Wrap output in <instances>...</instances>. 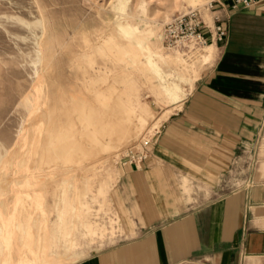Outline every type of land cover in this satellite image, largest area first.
Masks as SVG:
<instances>
[{
	"label": "crops",
	"instance_id": "obj_1",
	"mask_svg": "<svg viewBox=\"0 0 264 264\" xmlns=\"http://www.w3.org/2000/svg\"><path fill=\"white\" fill-rule=\"evenodd\" d=\"M222 26L211 64L174 102L148 157L116 165L108 191L116 240L82 254L80 238L113 225L57 200L48 209L41 197L18 234L0 232V264H264V2L229 11Z\"/></svg>",
	"mask_w": 264,
	"mask_h": 264
},
{
	"label": "rangeland",
	"instance_id": "obj_2",
	"mask_svg": "<svg viewBox=\"0 0 264 264\" xmlns=\"http://www.w3.org/2000/svg\"><path fill=\"white\" fill-rule=\"evenodd\" d=\"M117 1L0 0V213L8 218L17 204L14 220L22 222L23 212L30 210L32 205L26 193L33 195L37 191L48 209L53 208L56 200L60 204L73 203L77 213L87 211L89 220L108 229L113 225L110 232L80 238L77 251L82 254L84 250H98L116 240L119 226L112 220L116 218L108 200L109 175L111 172L115 175L117 162L128 147L147 140L151 143L154 133L150 135L146 129L157 116L164 121L172 112L174 102L178 101L160 95L152 86L154 65L140 62L141 51L133 56L135 47L129 36L120 33L117 27L121 17L114 8ZM138 1L128 0V20L140 28L143 27L140 20L145 17L150 22H159L160 34L165 23L187 10L197 11L203 21L212 19L213 15L212 10H206L207 4L196 8L184 4L182 7L180 0H143L146 5L143 12L137 7ZM41 21L44 26L43 53L39 57ZM102 42L104 51L99 52L97 46ZM153 46L156 42L151 43ZM160 46L164 52L174 53L175 49H167L161 38ZM180 51L190 54V49ZM210 64L203 65L199 75ZM102 65L111 67L113 72L92 79L93 69ZM186 74L190 76L192 72ZM130 84L137 87L139 104L151 107L154 112L142 130L127 143L116 144L101 153V142L111 134L110 130L100 126L106 117L103 113L124 114V97ZM182 88L188 89V83L183 82ZM98 89L112 92L109 95L111 106L98 109L99 113L103 112L99 122L88 102ZM259 147L260 166L264 163V131ZM101 156L110 171L97 162ZM26 157L33 158L38 167L31 172L33 183L22 186L26 173L17 162L23 167ZM64 161H67L65 169L47 171L48 168L39 166ZM69 173L74 176L71 186L64 178ZM66 191L76 192V198L70 200ZM53 219L51 214L50 230Z\"/></svg>",
	"mask_w": 264,
	"mask_h": 264
},
{
	"label": "bare ground",
	"instance_id": "obj_3",
	"mask_svg": "<svg viewBox=\"0 0 264 264\" xmlns=\"http://www.w3.org/2000/svg\"><path fill=\"white\" fill-rule=\"evenodd\" d=\"M127 2L128 0H118L114 5V8L121 13L120 20L117 22V27L120 33H125L127 36H129L130 42H132L133 46L135 47L133 48V56H137L139 50L142 53L140 62L152 63L154 65V70L152 71L151 80H152V86H154L157 89V92L160 95L161 94L167 95L168 99L171 100L181 99L192 88L194 81L199 76V69L203 65L210 62L213 56V45L206 44L200 47H193L190 49V54L186 52H182L178 49L173 50L174 53L164 52L160 46V32H159L160 23L156 21L153 22L151 21L152 22L151 23L147 17L140 20V22H142L143 25L142 28H140L138 25L130 23V21L128 20V14L126 13ZM180 2H181L180 5L182 7L186 5L189 8H196L204 5L206 6L207 0L206 1L180 0ZM137 7L140 8L143 12L146 11V5L143 0L138 1ZM206 10H208V8H206ZM40 25L42 26L43 31L39 40V50L37 52V55L39 57H42L43 43L41 38L44 34V26L42 24V21L40 22ZM152 42H156V46L151 47ZM103 45L104 42H102L99 46H97L99 52L104 51ZM114 53L115 55L118 54L117 52ZM93 71H94L93 73L94 76H92V79H95L97 77L101 78L105 76V74L113 72V69L111 67L104 68V65H102L97 67L96 69H93ZM187 71H191L192 74H190V76L187 75L186 74ZM183 82L188 83V89L182 88ZM136 91H137L136 85L130 84L127 87L126 94L124 97V103H125L124 114H117L116 112H110V113L107 112L103 113L101 111L100 113L98 112V109H100V107L102 106L104 107L111 106L110 105L111 98H109V95L112 92H110V89L106 91L102 89H98V91L94 92V95L88 99V102L91 105L90 110H93L92 113L93 116L95 115L97 122L100 121L101 113L106 115L105 119L101 121L100 126L110 130L111 132L109 138L101 142L99 152L101 153L106 152L107 150L114 148L116 144L118 145L119 143L120 144L127 143L132 136H134L135 134H137V132H140V130H142L144 124L146 123L147 118L150 116L152 111L154 112V109H152L151 107L148 106L147 108H145L144 106H141L139 104V101L136 96ZM104 93H105V97H103ZM163 119L161 116L155 117L154 118L155 122L149 125V127L146 129L147 132L150 135L155 133V131L161 125L158 124L161 123ZM25 161L26 163L23 167L20 163L17 162V165L19 167L21 166V168H24V171L26 173L24 175V178L22 177L23 178L22 186L33 183L32 181H34V176L32 175L31 172L36 171L38 167L37 163L34 164L33 158L30 159L29 157L28 158L26 157ZM97 162L101 163L102 166H105L107 171H110L108 166L106 165V161L104 157L101 156V158H99ZM59 163L60 162H56V163L53 162L50 164L49 163L41 164L39 166L45 170H47L46 168H48L47 171L66 168L65 166H67L66 164L67 161H64L63 163L61 162L60 164ZM29 172L30 174H28ZM64 178L68 186H71L73 184L74 176L71 173L65 174ZM108 181L110 188L114 181L113 172L110 173ZM65 193L68 194L70 200L75 199L77 196L76 192L74 191L71 192L66 191ZM26 195H28L27 196L28 199L33 201H37V199L39 198L37 191H35L33 195L29 193H26ZM16 205L14 204V209H13L14 211L11 210L9 212L8 220H4L2 218L3 215L0 213V232H2L5 229L6 239L9 238L12 234L19 233L20 228L18 226V223L12 222L14 216L16 217L17 215ZM69 209L70 211H75V207L73 203L69 205ZM112 220L114 221V219ZM9 256L10 255L8 253L4 257L9 262H12Z\"/></svg>",
	"mask_w": 264,
	"mask_h": 264
},
{
	"label": "built area",
	"instance_id": "obj_4",
	"mask_svg": "<svg viewBox=\"0 0 264 264\" xmlns=\"http://www.w3.org/2000/svg\"><path fill=\"white\" fill-rule=\"evenodd\" d=\"M264 0H207V8L212 10V25L209 26L195 10L180 13L163 26L160 38L167 49L189 50L211 42H222L225 37L223 20L229 11L248 8ZM208 32L209 37L205 35ZM264 131V124H263ZM262 139V138H261ZM150 140L128 147L118 162L126 166H138L149 155ZM117 162V163H118Z\"/></svg>",
	"mask_w": 264,
	"mask_h": 264
}]
</instances>
